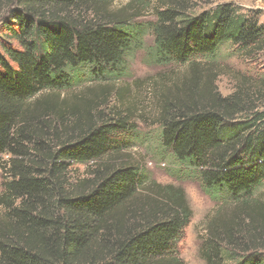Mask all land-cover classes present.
Here are the masks:
<instances>
[{"label": "trees", "instance_id": "obj_1", "mask_svg": "<svg viewBox=\"0 0 264 264\" xmlns=\"http://www.w3.org/2000/svg\"><path fill=\"white\" fill-rule=\"evenodd\" d=\"M113 1L15 0L4 22L0 208L9 225L0 230V264H186L179 246L192 211L184 192L147 183L134 165L104 163L120 152L119 138L130 131L126 123L89 126L54 148L42 138L31 149L26 145L32 141V123L25 118L30 101L70 91L83 80L120 79L126 57L141 49L144 28L125 15L108 16ZM148 30L160 66H189L194 72L227 45L249 55L264 52V25L232 4L191 16L184 0H170ZM212 95L206 104L167 102L160 147L212 200L246 205L264 185V112L239 121L245 113L239 92ZM36 124L39 134L52 129L56 135L55 123ZM71 127L62 129L75 132L79 125ZM96 163L91 179L66 188L73 165ZM145 186L146 210L124 218L125 207ZM223 242L210 231L200 251L206 264H264V253L230 238Z\"/></svg>", "mask_w": 264, "mask_h": 264}, {"label": "rangeland", "instance_id": "obj_2", "mask_svg": "<svg viewBox=\"0 0 264 264\" xmlns=\"http://www.w3.org/2000/svg\"><path fill=\"white\" fill-rule=\"evenodd\" d=\"M188 15L196 16L213 11L223 4L234 5L240 14L257 16L264 25V0H184ZM170 0H114L107 8V15L121 14L132 19L139 28H144L142 47L126 57L125 72L120 79L103 82L83 80L67 92H46L29 102L26 121L32 123L27 132L31 142L42 138L52 148L62 140L77 135L89 126L118 120L130 127L129 133L119 138L120 152L104 163L129 164L138 167L147 183L174 186L181 189L192 211V218L179 246L180 258L186 264H206L200 251L210 231L218 233L220 241L233 242L264 253V185L246 205L216 202L207 196L198 182L191 180L159 143L161 113L169 101L194 105L204 100L208 103L217 94L227 98L240 93L245 113L237 120L264 112V52L249 55L238 52L235 47L224 46L215 60L198 64L193 72L189 66H160L154 58V38L148 24L156 20V13L167 6ZM11 4V6H10ZM15 0H0V32L10 16ZM51 121L57 127L49 134L35 130L36 121ZM79 127L74 131L62 126ZM72 128V127H71ZM9 157H5V161ZM9 163V162H8ZM7 167H9L7 165ZM99 164L73 165L67 174V189L81 181L91 179ZM5 173L0 171V193L3 191ZM148 185V184H147ZM146 186L124 209V218L129 213L146 210L149 203ZM129 215V216H128ZM5 212L0 208V230L7 227ZM98 236L95 249H99ZM105 256V254H102Z\"/></svg>", "mask_w": 264, "mask_h": 264}]
</instances>
